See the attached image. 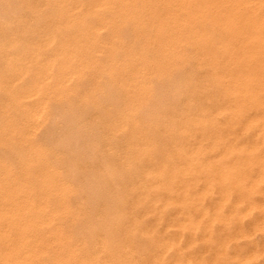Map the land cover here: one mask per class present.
Instances as JSON below:
<instances>
[{
  "label": "bare ground",
  "instance_id": "obj_1",
  "mask_svg": "<svg viewBox=\"0 0 264 264\" xmlns=\"http://www.w3.org/2000/svg\"><path fill=\"white\" fill-rule=\"evenodd\" d=\"M24 1H26V3H24V5L26 4V6H28V8L29 7L33 8V6L35 5L34 4L35 2L32 3V1H30V0H24ZM47 1L50 2L49 0H47ZM55 1H56L57 6L55 9H53V14H54L53 19L51 17V19L53 20L52 22L54 24V27L51 28L50 31H48V32L45 31V33L41 34V36H36L37 35L35 33L36 31L34 33L30 32V30L27 29L26 23L23 22L25 27H23L22 30L17 32V29H19V28H17L16 31H14V29L8 31L5 34V37H3L1 42H0V93L3 92L4 95H5V93L8 94V98H9V100L7 99L8 102L6 103L3 100L1 101V97H0V102H2L3 104L5 102V104L7 105L5 107H7L8 109H10V107H12L13 109L19 110V112L22 113V119L16 120L15 118L12 117L13 115L7 109L2 107L5 110V112L2 109L4 116H3V120L2 119H0V120L3 121V124L5 123L8 126H7V128L5 127V128H2V130H0V139H14V137H18V138L21 137L20 138L21 140L24 141L27 139L29 141L31 136H33L32 134L34 132V128L35 127L37 128L36 125H37L38 116L41 115V113L43 112V109L46 108L48 104H50L49 106L51 108L53 107L51 105V103H49V102L52 99H56V98L58 99V98L63 97V96H65V97L69 96L68 94L72 91V89L74 88V85L71 84L72 83L71 81H69L70 83H68V80L71 79V77L74 76L75 74L77 77L81 76V78H82V74L85 71L86 65L87 66L88 65H93V66L97 65L98 66V64H99V66H101V69H102L100 71H106L107 74L109 73V75L111 76L110 78L115 79L116 81H119L120 82L119 84L122 85L123 87H125V90L128 93V95L130 94V99L125 104V107H119V108L115 109V113L117 116L111 122L110 128L112 129L113 132H119V130H125V129L130 132L129 137L126 139L127 140L126 147L124 146L125 148L123 149V155H122L123 160L121 159L122 160L121 166L123 164L126 168H128V170H131L132 169L131 165L133 163H137L141 166H144V168H145L144 170H145V173L147 176V179H146L147 182H145L143 184L142 191L138 192L135 189L136 186L133 187V190L131 189L133 194H134V198H135L134 201L137 203H141L144 206L145 212L144 211L143 212L145 214L144 215L142 214L143 218H141V219H143V222L145 223L144 219H146L147 214H149V212H152L153 214H155V219L157 220V223H158V220L161 221L162 219H165L164 217H166L163 214V212H164V208L166 207L167 204L174 202V200H176V199H178V200L180 199V200H183L185 202L197 200L195 202V204L199 207V210L197 213L193 214L190 210H188L182 216L179 214L172 216L171 222L174 223L175 225L179 224V226H182L181 227L182 229L187 227V228H191V230H194L195 232H198L200 225L203 224V222H204L205 228H204V234L203 235H204V238H207L208 243L210 245L214 246L213 259L214 260L221 259V260L226 262L224 264H228V261L231 258L230 256H232L231 252L229 251V244H230L229 241H230V239H232V235L236 234L237 231L232 234L230 229H229L228 223H229V217L230 216H227V213L224 209L225 202H231V207H230L231 211H232L233 215L235 214L236 216H239V218L241 216L243 217L246 213L251 212L253 207H255V206L259 207L261 209V211H263L262 212L263 216L259 215L258 218H255L253 220V225H252L253 227L252 228H255V227L257 228L258 226H259L258 229L261 228L260 225H263L261 223H262V221H264V214H263L264 213V200H263L264 195H262L261 198L258 196L259 199L256 197L257 192H259V194H261V193L264 194V0H163L164 3L161 5L159 4L158 0L157 1L132 0L134 2V4H136L135 5L136 16L134 18H137L140 21H144L145 15H147V14L146 13L144 14L142 12L145 10H148L150 17L151 16L153 17L152 23L151 22L150 23L152 25V28L154 29V32H153V34H148V36L147 35L146 36H147V40H150V39L157 40L155 42H157V44H159L160 47H162V49H163L162 53H161L162 56H161V58H157L155 55V56H153L154 58L152 59V58L147 56L149 53L148 50H147V52H148L147 55L145 54V52H142V51H141L142 53L140 52L139 54H136L131 50V48L125 47L126 46L125 45L124 46L125 49L122 50L124 52V57H123L124 59L123 60H117V58L115 57L114 51H115V49H117L119 47L118 46L120 44V42H119V44L117 43V45L116 44L112 45V51H110L111 54L108 51V53H109L108 55L110 57L109 58L110 61L107 62L108 65H106V64L100 65V63H98V57H97L96 52L98 50L103 49L104 46L102 44V41H100L98 35L95 32L97 29H99L98 27L101 25V23H103L104 20H105L104 23H106L107 20L104 19L103 16L98 15L99 14L98 12H97L98 14H96V10L100 6H105V8L107 7L108 9L113 11V13H116V15H117V13H119L121 10H123L129 6L126 4H131V2H129V0H92V4L91 3L89 4L90 5L89 8H91L93 10V12L91 11L92 15L94 14L97 16L96 17L97 21L94 22V18H93V21L89 22L85 18V12H82V14H80V9L81 8L84 9V4H85L84 1L85 0H55ZM138 1H140V2H138ZM41 2H40V4H41ZM5 4H7V2H5ZM13 4L11 5V8H12ZM3 5H4V0H3ZM6 6H4V7H6ZM8 7H9V5L7 6V8ZM89 8L87 9V11H89ZM128 9H129V7H128ZM4 10H6V9L4 8ZM31 10L33 11V9H31ZM40 10H43V9L40 8ZM100 10H101V8H100ZM16 11H17V9H16ZM37 11H39V8L37 9ZM18 12H20V11L18 10ZM44 12H47V11H44ZM49 13H50V11H49ZM87 13H89V12H87ZM3 14H1V15H3ZM14 16H12V17H14ZM122 16L125 17L123 14H122ZM90 19H91V17H90ZM35 20L37 22V19H35ZM8 21H10V20H8ZM16 21H17V19H16ZM3 22H0V25L3 26V29L5 27L7 28V25L10 24V22H7L8 24L3 23ZM21 22H20V24H21ZM29 22H30V20H29ZM40 22H41V20H40ZM18 25H19V23L17 24V26ZM8 26L10 28V25H8ZM73 28L74 29L76 28V30L74 31ZM34 29H36V28H34ZM0 32H2V31H0ZM108 33H107V35H108ZM57 34H60V35L57 36ZM112 38H114V37H112ZM134 38H135V36H134ZM184 43L191 44V46L194 48V59H195L194 63L191 62V56L192 55L191 54L189 55L190 52L185 51V49L183 47ZM109 44H112V43H109ZM150 44L152 45V43H150ZM106 46H108V44ZM144 47H145V45L143 46V48ZM143 48H141V49H143ZM105 49H107V48H105ZM105 54H106V52H105ZM119 54H120V52H119ZM151 55H152V53H151ZM99 57H100V55H99ZM179 57L180 58L183 57L182 58L183 59L182 62H184L183 66L185 65L186 61H187V63L189 62V65L185 66L184 69H187L190 66L195 67V69H200V70L208 67L207 68L208 72L204 78V82H201V83H198L197 81L193 80L195 78V76L192 74H188V75L183 76V81H185L186 86H187L186 88H188V91H189V94L186 95L188 105L185 108V115L181 116L177 113H176V115L171 114L172 115L171 118H173V120L170 121L169 125H171V126L168 129H166V131H167L166 133L168 135L167 137H169V139H167L165 137L163 139H161L160 134L157 133L158 134L157 135L155 133L156 130L155 131L149 130L151 128L156 127V124L152 122L153 119L151 120V119L145 118L146 120H144L143 118L138 117L136 115V113L138 112V109L140 108L141 105H145V102H144L145 97L147 95H149V93H151L150 92L151 90H153V87L150 84L151 81L149 82V80L147 79V76L148 75H154V74L162 75L166 71H168L169 68L174 67V66L176 67V65H178V61H179L178 58ZM98 68L99 67H97V69ZM174 69L175 68H173V70ZM89 70H90V68H89ZM91 71H90V73H91ZM168 74L170 75V72H168ZM172 74L173 73H171V75ZM87 76L88 75H86V77ZM104 76H105V74H104ZM94 81L97 82V77L94 78ZM81 85L83 86V84H81ZM95 85H96V83H95ZM152 85H153V83H152ZM79 86H80V84H79ZM100 92H101V90H100ZM102 94H103V92H102ZM4 95H2V96H4ZM99 95H100V93H99ZM72 96H74V95H72ZM72 96H71V99H72ZM103 96H105V95H102V97ZM84 98L86 99L87 102L90 101V100L88 101V99H89L88 93L84 96ZM67 99H69V97H67ZM105 99H107V97ZM63 100H66V99H63ZM74 100H76V99H74ZM79 100H81V99L79 98ZM93 101H91V102H93ZM64 102H63V104H64ZM70 102H71V100H70ZM143 102H144V104H143ZM2 103H0V104H2ZM75 103H74V105L72 103V105L75 106ZM154 103H155V101H154ZM101 104H102V102H101ZM58 105H60V104H58ZM72 105L70 103L71 107H72ZM89 105H91V104H89ZM89 105H87V106H89ZM67 107H68V105H67ZM78 107H77V109H78ZM105 107L107 108V106H105ZM73 108L74 107H72V109ZM62 109H64V108H62ZM52 110H53V108H52ZM69 110H71V109H69ZM82 110H84V109H82ZM92 110H94V109H92ZM45 112L43 114H45ZM67 113H69V112H67ZM82 113H85V112L82 111ZM106 113H108V112H106ZM106 113H105V115H106ZM53 114H54V112H53ZM18 115H19V113H18ZM45 115L48 116L47 113ZM52 115H50V116H52ZM97 115H99V114L97 113ZM145 115H146V113H145ZM54 116H55V114L53 115V117ZM78 116H80V115H78ZM111 118H113V117H110V119ZM18 119H19V117H18ZM48 119L51 120L50 117H48ZM80 120H82V119H80ZM97 120H99V118ZM41 121H42V119H41ZM160 121H161L160 119H157V122H160ZM39 122H40V120H39ZM47 122H50V121L47 120ZM47 122H46V124H47ZM67 122H69V121H67ZM42 124H44V123H42ZM46 124H45V126L42 125L43 128L46 127ZM60 124H62V123H60ZM74 124H75V122H74ZM47 125L49 127V123ZM78 125H80V124H78ZM87 125H89V124H87ZM105 125H107V124H105ZM39 126H41V125H39ZM74 126H76V125H74ZM146 126H148V128H146ZM67 127H69V126H67ZM81 127H83V124ZM71 128H69L70 131H71ZM93 128H95V127H93ZM176 128H178V129L180 128V130H176ZM48 129H50V128H48ZM83 129H84V127H83ZM41 130H43V129H41ZM50 130H52V129H50ZM61 130H62V128H61ZM69 130H67V132ZM103 130H105V129H103ZM56 131H60V130L57 129ZM73 131H72V133H74ZM76 131H78V130H76ZM100 131H102V130H100ZM44 132H46V131H44ZM53 132H54V130H53ZM78 132H77V134H78ZM40 133H43V131L39 132V136H40ZM102 133H103V131H102ZM110 133H112V132H110ZM55 134H56V132H55ZM44 135H46V137H48L47 136L48 134H44ZM44 135H41L40 137H42V136L44 137ZM156 135L159 137H157ZM63 136H64V132H63ZM75 136H78V135H75ZM79 136H80V134H79ZM100 136H102V135H100ZM46 137H45V139H46ZM54 137L57 138V136H55V135H54ZM89 137H90V135H89ZM89 137L87 136V138H89ZM60 138L61 137H59V139ZM83 138H84V132H83ZM42 139H44V138H42ZM47 139H49V138H47ZM90 139L92 140V137ZM19 140H17V141H19ZM49 140H51V139H49ZM67 140L69 141V139H67ZM94 140H97V139H94ZM72 141H74V140H72ZM114 141H115V139H114ZM168 141L170 142L169 144H167ZM50 142H52V141H50ZM89 142H91V141H89ZM93 142H95V141L92 140V143ZM98 142H96V143H98ZM13 143H14V141H13ZM46 143H48L47 140H46ZM52 143H54V142H52ZM0 144H1V142H0ZM39 144L40 143L38 142V145H35L33 147L32 151L29 152L30 155H26L28 157L26 158L25 165H27V166L30 165L33 168V164L35 161H36L35 163H39L42 165L45 158H48V157H46L48 152H49L48 148H46L48 145H46V147H44V146L42 147ZM58 144H61V143H58ZM89 144H91V143H89ZM12 145H14V144H12ZM80 145H82V144H80ZM51 146L52 145H50V148H51ZM95 146H96V144H95ZM4 147H7V144H6V146L4 145ZM53 147H55V146L53 145ZM61 147H63V145ZM86 147H89V146L87 145ZM100 147H101V145H100ZM9 148H8V153H10ZM13 148H14L13 152H15V147H13ZM91 148H93V147H91ZM20 149L23 151V147ZM78 149H79V147H78ZM78 149H77V151H78ZM108 149H109V147L107 148V150ZM50 150H52V149H50ZM71 150L75 151L76 149L75 150L71 149ZM98 150H99V148L96 151H98ZM116 150L114 152L112 150V153H115V152L117 153ZM57 152H59V151H57ZM107 152L109 153V151H107ZM19 153H20V151H19ZM54 153L56 154V152H54ZM66 153H67V151H66ZM72 154H73V152H72ZM79 154H81V153H79ZM82 154H84V153H82ZM159 154H160V156H159ZM1 155H3V154H1ZM74 155H75V152H74ZM78 155H76V157ZM105 155H106V153H105ZM110 155H113V154H110ZM18 156H19V154H18ZM68 156H69V154H68ZM93 156H94V154H93ZM1 157H3V156H1ZM4 158H5V156H4ZM16 158L18 159V157H16ZM113 158H115V155H114V157H111V159H113ZM47 160L48 159H46V161ZM78 160H79V158H78ZM85 160H87V159H85ZM68 161H70V160H68ZM72 161H74V160H72ZM94 161H95V159H94ZM94 161L92 160V163H94V165H95ZM2 162L0 160V164H2ZM16 162H17V160H16ZM18 162H19V160H18ZM78 162H80V161H78ZM82 162H84V160ZM22 163H23V161H22ZM46 163H48V162H46ZM52 165H53V163H52ZM52 165L49 164V166H52ZM55 165H56V163H55ZM64 165H65V163H64ZM71 165L69 164L70 168L72 167ZM83 165H84V163H83ZM4 167H6V166H4ZM4 167H3V169H4ZM36 167H37V165H36ZM109 167H111V166H109ZM109 167H108V169H109ZM45 168H48V165H47V167L45 166ZM71 170H73V169H70V172H71ZM9 171H11V170H9ZM32 171H34V170H32ZM44 171H45V169H44ZM107 171H111V170H107ZM132 171H134V170H132ZM46 172L49 173V171H46ZM50 172H51V169H50ZM77 172H80L77 174H81V171H77ZM52 173H53V171H52ZM83 173L81 174L82 176H83ZM91 173H93V172L91 171ZM91 173L89 174L90 176H91ZM94 173H95V171H94ZM113 173H115V172L113 171ZM118 173H119V171H118ZM32 174H34V172ZM96 174H97V172H96ZM96 174H94V175H96ZM107 174H108V172H107ZM128 175H129V173H128ZM6 176H8V175H6ZM9 176H12V175H9ZM68 176H66V178H69ZM99 176H100V173H99ZM117 176H118V174H117ZM35 177H36V175H35ZM11 178H13V177H11ZM16 178H18V177H16ZM88 178L86 177V179H88ZM110 178L111 177H109V179ZM60 179L62 180V178H60ZM73 179L75 180V179H77V177L76 178L74 177ZM78 179H79V177H78ZM118 179L119 178L117 177V180ZM129 179H132V177ZM16 180L18 181L19 179H16ZM96 180L94 179V183ZM80 181H76V182L79 183ZM114 181L115 180H113L111 182L114 183ZM33 182H34V180H33ZM88 182H89V180H88ZM107 183H110V182H106V184ZM132 183H134V182H132ZM38 184H39V190L40 191H43V189L44 190L45 189H56V191L58 192V195L61 194L62 196H65L67 191L74 190V185H71L70 182H68V180L67 181L66 180L65 181L64 180L57 181L56 178H54V177L53 178L48 177V178L42 179V181ZM81 184H83V182ZM85 184H87V183L85 182ZM88 184H90V183H88ZM1 186L2 187H0V189H3V190H5L6 187L9 189H11V187L12 188L16 187L19 189L17 183L16 182H10V180L6 181V183L3 185L1 184ZM20 186H21V184H20ZM92 186H94V185H92ZM31 187L29 186L30 190H29V188L26 189V187H25V189H24L22 187V189H20V191H18L17 193H15V191H14L15 189H14L12 196L9 194L8 195L9 197H7V198H5L3 196L5 198V199L3 198L4 200L0 199V264H44V262L42 260L39 261L40 259L37 257V255H38L37 254V247H38V240L39 239L37 237H35V239L33 241H31L30 240V232L32 231L31 229H35V227L33 228L32 225L33 224L36 225L35 223L37 221H39V219L42 218L41 216H39L40 215L39 212L43 211L45 206L43 204V202H44L43 199H42V201H43L42 203L40 201V198L43 197L42 194L35 193L36 187H34V188H31ZM98 187H101V186H98ZM115 187H117V186H115ZM125 187H126V185H125ZM214 187L218 188V193H217L216 197L213 199L211 206L207 207L206 205H203V203H204L203 201H204L205 197L209 194V192ZM87 188H89V187H87ZM102 188L106 189V187H104V186H102ZM18 189H16V190H18ZM80 189H84V188H80ZM96 190H98L97 192H100L99 189H96ZM111 190H114V189H111ZM121 190L123 191V189H121ZM56 191L54 193H56ZM117 191H118V193H120L119 189ZM47 192H48V190H47ZM79 192L80 191H78V193ZM81 192H82V190H81ZM112 192H115V191H112ZM109 193L110 192L107 193V197L109 196L108 195ZM125 193H123V194H125ZM127 194L128 193H126V195ZM76 195H77V193H76ZM96 195H97V193H96ZM98 195L100 196V194H98ZM112 195L114 196V193ZM78 196H80V193ZM78 196H77V198H78ZM102 196H105V195L103 194ZM116 196H115V198H116ZM37 197H38V200H37ZM60 197H59V199H60ZM107 197H106V199H107ZM110 197L112 198V196H110ZM124 197H125V195H124ZM99 198H101V197H99ZM121 198L123 199V197H121ZM106 199H104V200H106ZM110 199H109V201H111ZM159 199L160 200L162 199L161 202H159ZM83 200L82 201L80 200V201L83 202ZM113 200H115V199H113ZM125 200H126V198H125ZM60 202H62V203H60V205L62 204L61 206L63 207V209H67L66 208V206H67L66 201L62 200ZM115 202H117V201H115ZM56 204H58L57 201H56ZM96 204L97 205H95V207L98 206V202ZM132 204L134 205L133 202H132ZM51 205H52V202H51ZM84 205H86V204H84ZM70 206L71 205H69V207ZM91 206H93V205H91ZM112 206H113V204H112ZM126 206L127 205H125V207ZM75 207H76V204H75ZM128 207H130V206H127L126 208L128 209ZM50 208H48V209H50ZM112 208L117 209V207H115V205ZM120 208L122 210L123 207L120 206ZM140 208H141V206H140ZM79 210H81V209H79ZM92 210H95V209L92 208ZM104 210H105V208H104ZM111 210H113V209H111ZM52 211H57V209L54 208ZM83 211H81L79 216H77V217L80 218ZM89 211H91V210H89ZM115 211H118V209ZM91 212H93V211H91ZM99 212L100 211H98L97 213H99ZM101 212L103 214V211H101ZM123 212H124V210H123ZM77 213H79V212L77 211ZM104 213H106V212H104ZM122 213H120V215ZM232 213H231V215H232ZM75 214H76V212H75ZM83 214H85V213H83ZM89 214H92V213H89ZM43 215H45L44 212H43ZM99 215H100V213H99ZM106 215H108V214H106ZM126 215H128V213ZM89 216L91 218V215H89ZM83 217H81V219ZM87 217H88V215H87ZM130 217H132V216H130ZM68 218H70V217H68ZM92 218H94V217H92ZM111 218H112V216H111ZM132 218H134V217H132ZM42 219L48 221V219H51V216L50 215L48 216L46 213V216H43ZM84 219H86V218H84ZM149 219H150V217L148 218V220ZM217 219L223 221L224 224H226V228H227L226 233L221 235V236H218V237L214 236L215 234H214V226H213ZM57 220H59V219H57ZM75 220H76V218H75ZM127 220H129V219H127ZM47 221H45V222L47 223ZM110 221L112 222V219ZM140 221H141L140 223H142V220H140ZM245 221H246V219H245ZM39 222H41V221H39ZM95 222H97V221H95ZM101 222H103V221H101ZM233 222H235V221H233ZM75 223H73V224H75ZM78 223H77V227H79ZM164 223H166V222H164ZM41 224H43V223H41ZM68 224H70V222ZM83 224H85V223H83ZM86 224H89V223H86ZM96 224L97 223H95V225ZM107 224H109V223H107ZM111 224H113V222ZM251 224L252 223H250V226H251ZM46 225H49V224H46ZM91 225H93V222ZM56 226L57 227L55 230V234L60 233L62 235V233H64V231H63L64 226L62 224H57ZM72 226H74V225H72ZM109 226H111V225H109ZM128 226H129V223H128ZM150 226H151V223H150ZM44 227H45V225H44ZM50 227H46L45 230L47 228H50ZM52 227H55V226H52ZM85 227L86 226H84V230H85ZM111 227H113V226H111ZM146 227H148V225H146ZM152 227L155 228V226H153V225H152ZM165 227H166V225H165ZM37 228H39V227H37ZM42 228H43V225H42ZM42 228H40V232H41ZM80 228L83 229L82 226ZM86 228H90V227L88 226ZM97 228H98V226H97ZM167 228H168V225H167ZM252 228H251V230H252ZM263 228H264V226H263ZM76 229H74V230H76ZM82 229H80V230H82ZM242 229L244 230V227ZM89 230H88V232H89ZM132 230L135 231V227ZM68 231H69V229H68ZM79 231L77 232V234L79 233ZM100 231H102V230H100ZM100 231L98 233H100ZM147 231H149V230H147ZM88 232H87V234H90ZM90 232L93 235V233H92L93 230ZM114 232H111V233L113 234ZM155 232H156V230H155ZM44 233H47V232H44ZM66 233L68 234V232H66ZM105 233L107 234V232H105ZM117 233H118V231H117ZM157 233H158V231H157ZM51 234H53V233H51ZM74 234H73V236H74ZM243 234H244V231H243ZM247 234L249 235V233H247ZM56 235H58V234H56ZM83 235L85 236V234H83ZM92 235H90V236H92ZM155 235H157V234H155ZM43 236H44V234H43ZM185 236H186V234H185ZM122 237H123V235H122ZM151 237H152V235H151ZM190 237H191V235H190ZM234 237H236V236H233V238ZM67 238H68V235H67ZM57 239H55V240L57 241ZM90 239H91V237H90ZM90 239H89V241H90ZM136 239H138V238H136ZM155 239H156V237L154 238L153 245L156 244ZM191 239L194 240V238H191ZM44 240H45V238H44ZM64 240H65V238H64ZM107 240H108V238H107ZM161 240H163V243H164L163 246H165L169 243L170 244L175 243L177 238L166 235V236L162 237ZM178 240H181L180 237H178ZM51 241H53V240L51 239ZM72 241H73V239H72ZM130 241H131V239H130ZM65 242H67V240H65ZM115 242H116V240H115ZM177 242L178 241H176V244H177ZM70 243H71V241H70ZM70 243H67V244L69 245ZM86 243H87V245L89 244V242H86ZM107 243L109 244L110 241H108ZM71 244L69 246H71ZM75 244H73V245H75ZM79 244H80V241H79ZM102 244H103V242H102ZM149 244H151V243L149 242ZM188 244H190V243H188ZM260 244L261 245L254 246V247L247 249L245 252L243 251V253L241 252L242 254H235V255L238 258H244L247 260L251 259V258L255 257L259 252L264 251V242L262 241V243H260ZM60 245L62 246V242ZM77 245H78V243H77ZM87 245H84V246H86V247L90 246V245L89 246H87ZM72 246H71V248H72ZM109 246H110V244H109ZM74 247L75 246H73V248ZM66 248H68V247H66ZM79 248L80 247H78L77 249H79ZM117 248H118V246H117ZM205 248H206V246H205ZM61 249H63V248H61ZM172 249H175V248H171V251H170L171 254H172ZM49 250H50V248H49ZM80 250H79V252H80ZM89 250H90V248H89ZM104 250H105V247H104ZM72 251H73V249H72ZM150 251H152V250H150ZM46 252H47V250H46ZM101 252H102V250H101ZM39 253H41V252H39ZM112 253H114V250ZM141 253H143V252H141ZM70 254H72V253H70ZM73 254H74V252H73ZM92 254H94V253L92 252ZM97 254H99V253H97ZM110 254H111V252H110ZM50 255H52V254H50ZM57 255H59V254H57ZM86 255H89L88 252H87V254H85V257H86ZM107 255L108 254H106V256ZM138 255H140V253ZM142 255H140V257ZM153 255H154V258H152V257L144 258V261H145L144 264H176L177 261H181L184 259L183 256L181 255L182 257H177L173 261H168L165 258V252H164L163 248L154 250ZM43 256L44 255H42V258H43ZM68 256H69V254H68ZM94 256H95V254H94ZM103 256H104V254H103ZM103 256H100V257H103ZM146 256H148V255L146 254ZM146 256H143V257H146ZM69 257H71V256H69ZM79 257L84 258V256L83 257L79 256ZM79 257H78V259H79ZM167 257H168V254H167ZM72 258H73V256H72ZM190 258H191V256H190ZM192 258H193V256H192ZM196 259H197L196 264H206L207 263L206 261L203 260V257H201L199 255H196ZM46 260H48V259H46ZM51 261L52 260H50V262ZM66 261H65V263H66ZM75 261H77V259H75ZM75 261L73 264H75ZM81 261H83V260H81ZM139 261H141V260L139 259ZM107 262H108V259H107ZM122 262H124V261L120 260L119 264H123ZM133 262L134 261H132V263ZM76 263H78V262H76ZM82 263L83 262H81V264ZM88 263H91V262H88ZM96 263H97V261L94 262V264H96ZM124 263L126 264V262H124Z\"/></svg>",
  "mask_w": 264,
  "mask_h": 264
},
{
  "label": "rangeland",
  "instance_id": "obj_2",
  "mask_svg": "<svg viewBox=\"0 0 264 264\" xmlns=\"http://www.w3.org/2000/svg\"><path fill=\"white\" fill-rule=\"evenodd\" d=\"M2 1V2H1ZM11 1V2H10ZM32 1V3H34L35 5L32 7H29L26 6V4L24 5V3H26V1L24 0H4V5H3V0H0V22H3V23H7V22H10V28L9 26L7 25V28L5 27L3 29V26L0 25V42L2 40L3 37H5V34L10 31V30H13L16 31L17 28V32L22 30L23 27H25V25L23 24V22L26 23V26H27V29L30 30V32H35L37 35L36 36H41V34H44L45 31L48 32L51 30V28L54 27V24H53V9L56 8V1L55 0H49L50 2H48L47 0H30ZM42 1V2H41ZM151 1H157V0H151ZM5 2H7V4H5ZM21 2V3H20ZM23 2V3H22ZM41 2V4H40ZM45 2V3H44ZM85 4H84V9H80V14H82V12H85V18L87 21L89 22H92L93 21V18H94V22L97 21V16L96 15H92L91 11L93 12V10L91 8H89V4L91 3L92 4V0H85L84 1ZM127 2V1H126ZM129 2H131V4H126V5H129V9L128 7L121 10L119 13H113V11H111L110 9H108L107 7L105 8V6H100L97 10H96V14L98 15H101L104 17V19L107 20L106 23L105 20L103 23H101V25L98 27L99 29L96 30V34L98 35L100 41H102V44H103V49L101 50H98L96 53H97V57H98V63H100V65L102 64H106L108 65L107 62L110 61V57H109V53L110 51H112V45L113 44H116L117 43L120 44L118 45L119 47L117 49H115L114 53H115V57L117 58V60H123L124 58V52L122 50L125 49V47H128V48H131V50L136 53V54H139L141 51L142 52H145V54L147 55L148 53V57L150 58H154L153 56L156 55L157 58H161V53H162V47H160L159 44H157V40L155 39H150V40H147V36L148 34H153L154 32V29L152 28V20H153V17L149 15V11L148 10H145L143 11L142 13H146L147 15H145V19L144 21H140L139 19L137 18H134L136 16L135 14V5L134 2L132 0H129ZM140 2V1H138ZM159 4H163V0H158ZM9 3V4H8ZM13 4L12 8H11V5ZM39 3V4H38ZM51 3V4H50ZM19 4V5H18ZM53 4V5H52ZM9 5V7L7 8V6ZM132 5V6H131ZM6 6V7H4ZM42 6V7H41ZM45 6V7H44ZM134 6V7H133ZM15 7V8H14ZM18 7V8H17ZM36 7V8H35ZM44 7V8H43ZM4 8L6 10H4ZM10 8V9H9ZM14 8V9H13ZM39 8V11H37V9ZM43 9V10H40ZM89 8V11H87V9ZM101 8V10H100ZM105 8V9H104ZM17 9V11H16ZM33 9V11L31 10ZM36 11H35V10ZM2 10V11H1ZM18 10L20 12H18ZM23 10V11H22ZM27 10V11H26ZM16 11V12H15ZM30 11V12H29ZM44 11H47V12H44ZM50 11V13H49ZM111 11V12H110ZM130 11V12H129ZM5 14H3V13ZM43 12V13H42ZM89 12V13H87ZM98 12V13H97ZM11 13V14H10ZM15 13V14H14ZM32 13V14H31ZM39 13V14H38ZM131 13V14H130ZM3 14V15H1ZM13 14V15H12ZM23 14V15H22ZM111 14V15H110ZM122 14L125 16L123 17ZM15 15V16H14ZM20 15V16H19ZM91 15V16H90ZM11 16V17H10ZM14 16V17H12ZM48 16V17H47ZM50 16V17H49ZM113 16V17H112ZM129 16V17H128ZM3 17V18H2ZM5 17V18H4ZM37 17V18H36ZM42 17V18H41ZM52 17V19H51ZM91 17V19H90ZM7 18V19H6ZM17 21H16V19ZM33 18V19H32ZM37 19V22L35 19ZM117 18V19H116ZM127 18V19H126ZM19 19V20H18ZM39 19V20H38ZM110 19V20H109ZM151 19V20H150ZM10 20V21H8ZM30 20V22H29ZM41 20V22H40ZM115 20V21H114ZM122 22H121V21ZM6 21V22H5ZM22 21V22H21ZM120 21V22H119ZM21 22V24H20ZM48 24H47V23ZM112 22V23H111ZM141 22V23H140ZM151 22V23H150ZM19 23V25L17 26V24ZM46 24V25H45ZM107 24V25H106ZM148 24V25H147ZM21 25V26H20ZM52 25V26H51ZM118 25V26H117ZM145 25V26H144ZM13 26V27H12ZM38 26V27H37ZM102 26V27H101ZM117 27V28H116ZM149 27V28H148ZM2 28V29H1ZM36 28V29H34ZM116 28V29H115ZM9 29V30H8ZM47 29V30H46ZM104 29V30H103ZM109 29V30H108ZM135 29V30H134ZM38 30V31H37ZM73 30L75 31L76 28ZM139 30V31H138ZM5 31V32H4ZM102 31V32H101ZM118 31V32H117ZM29 32V31H28ZM100 32V33H99ZM106 32V33H105ZM109 32V33H108ZM128 32V33H127ZM135 32V33H134ZM108 33V35H107ZM111 33V34H110ZM134 33V34H133ZM144 34V35H143ZM60 34H57V36H59ZM118 35V36H117ZM147 35V36H146ZM135 36V38H134ZM146 36V37H145ZM104 37V38H103ZM114 37V38H112ZM121 38V39H120ZM131 38V39H130ZM134 39V40H133ZM112 40V41H111ZM141 40V41H140ZM110 41V42H109ZM129 41V42H128ZM132 41V42H131ZM139 41V42H138ZM114 42V43H113ZM116 42V43H115ZM131 42V43H130ZM152 43V45L150 43ZM105 43V44H104ZM109 43H112V44H109ZM149 43V44H148ZM108 44V46H106ZM141 44V45H140ZM147 44V45H146ZM126 45V46H125ZM133 45V46H132ZM145 45V47L143 48V46ZM187 45V46H186ZM125 46V47H124ZM135 49H134V48ZM151 47V48H150ZM183 47L185 49L186 52H190L189 55L191 54V62H195V59H194V48L191 46V44H187V43H184L183 44ZM107 48V49H105ZM143 48V49H141ZM149 48V49H148ZM153 48V49H152ZM177 48V47H176ZM193 48V49H192ZM134 49V50H133ZM138 49V50H137ZM137 50V51H136ZM148 50V52H147ZM192 50V51H191ZM106 54H105V52ZM109 51V53H108ZM117 52V53H116ZM120 52V54H119ZM141 52V53H142ZM152 53V55H151ZM100 57H99V55ZM104 54V55H103ZM111 54V53H110ZM118 56H117V55ZM122 54V55H121ZM102 55V56H101ZM103 57V58H102ZM102 60H100V59ZM120 58V59H119ZM183 58V57H182ZM182 58H178V65H176V67H171L169 68L168 71H166L164 74L162 75H157V74H154V75H148L147 76V79L149 80L151 86L153 87V90H151L149 93V95H147L145 97V105H141L140 108L138 109V112L136 113V115L138 117H141L143 118L144 120L146 119H153L152 122L156 124V127L155 128H151L149 129L150 131H155V133L157 134H160V137L161 139H163L164 137L169 139V137H167V131L166 129H168L171 125L170 124V121L173 120L172 115L176 113L181 115V116H184L185 115V108L187 107L188 105V102H187V94H189V91H188V88H186V83L185 81H183V76L185 75H188V74H192L195 76V78L193 80L197 81L198 83H201V82H204V78L208 72V67L207 68H203V69H195V67H188L187 69H184L185 66H188L189 65V62L187 63V61L185 62V65L183 66V59ZM106 59V60H105ZM105 60V61H104ZM194 60V61H193ZM182 63H181V62ZM187 64V65H186ZM183 66V67H182ZM90 70H89V68ZM97 67H99L97 69ZM192 67V68H191ZM173 68H175L173 70ZM88 69V70H87ZM97 69V70H96ZM92 70V71H91ZM102 70L101 69V66H93V65H86L85 66V71L84 73L82 74V78L81 76L77 77L76 74L74 76L71 77V79L68 80V83H70L69 81H71L72 85H74V90L72 89V91L68 94L69 96V99H67V97L63 96V97H60V98H56V99H52L49 103H51V105L53 106V110L52 108L49 106L50 104L47 105L46 108L43 109V112L41 113L40 116H38L37 118V128L35 129L34 128V132H33V136H31L30 140L28 141L27 139L26 140H21L20 138L21 137H14V139H0V142H1V146H0V160L2 162V164H0V187L1 184H5L6 181H9L10 182H16L19 189L18 188H12L9 189L6 187L5 190L3 189H0V199H3L4 197L7 198L9 197L8 195L10 194L12 196V193L15 191V193H17L18 191H20V189H22V187L25 189H28L29 186L32 187L31 188H34L36 187V192L37 194H42V198H40V201L41 203L43 202L44 204V209L43 211H40L39 212V216H41L43 218V216H46V213L47 215L51 216V219H48L47 220H43L42 218L39 219V221H37L35 224L36 225H32L33 228L35 227V229H31L30 231V240L33 241L35 239V237H37L39 240H38V247H37V257L40 259L39 261H43L44 264H73L75 259H77V261H75V264H81V262H83L82 264H94V262L97 261L96 264H119V261L120 260H123L124 262H126V264H144L145 261H144V258H149V257H152L154 258V255H153V252L154 250L156 249H161L163 248L164 249V252H165V258L168 260V261H173L175 260V258L177 257H182L183 256V260L181 261H177L176 264H196L197 263V259H196V255H199L201 257H203V260L206 261L207 263L206 264H224L226 263L225 261L221 260V259H218V260H214L213 259V254H214V246L213 245H210L207 241V238H204V228H205V223L203 222V224L200 225L199 227V230L198 232H195L194 230H191V228H181L182 226H179V224H174L171 222V218L172 216L174 215H184L185 212H187L188 210H190L193 214L197 213L198 210H199V207L195 204V202L197 200H194V201H190V202H185L183 200H174V202L172 203H169L166 205V207L164 208V212L163 214L168 218L164 217L165 219H162L161 221L158 220V223H157V220L155 219V214H153L152 212H149V214H147L146 216V219H144L145 223L143 222V216L142 214L144 215L145 213V210H144V206L141 204V203H137L134 201V194L132 192L133 190V187H135V189L138 191V192H141L142 191V188H143V184L145 182H147V176H146V173H145V168L144 166H141L137 163H133L131 166V170H128V168H126L123 164L121 166V161L123 160V149L126 147V142H127V138L129 137L130 135V132L128 130H119V132H113L112 129L110 128V124L111 122L116 118V113H115V109L116 108H119V107H125V104L127 103V101H129L130 99V94L128 95V93L126 92L125 90V87H123L122 85H120L119 81H116L115 79H112L110 78L111 76L109 75V73L107 74L106 71H100ZM88 71V72H87ZM91 71V73H90ZM197 71V72H196ZM101 72V73H100ZM104 72V73H103ZM168 72H170V75L168 74ZM179 72V73H178ZM188 72V73H187ZM86 73V74H85ZM171 73H173L171 75ZM185 73V74H184ZM199 73V74H198ZM105 74V76H104ZM86 75H88L86 77ZM169 75V76H168ZM101 78H100V77ZM159 76V77H158ZM97 77V82L94 81V78ZM182 77V78H181ZM99 78V79H98ZM107 78V79H106ZM110 78V79H109ZM174 78V79H173ZM103 79V80H102ZM105 79V80H104ZM76 80V81H75ZM84 80V81H83ZM92 80V81H91ZM199 80V81H198ZM83 82V83H82ZM96 83V85H95ZM99 83V84H98ZM110 83V84H109ZM153 83V85H152ZM159 83V84H158ZM80 84V86H79ZM83 84V86L81 85ZM91 84V85H90ZM102 86H101V85ZM115 86H114V85ZM158 85V86H157ZM76 86V87H75ZM90 88H89V87ZM97 86V87H96ZM111 86V87H110ZM157 86V87H156ZM100 87V88H99ZM104 87V88H103ZM77 88V89H76ZM92 88V89H91ZM95 88V89H94ZM109 88V89H108ZM89 89V90H88ZM98 89V90H97ZM170 89V90H169ZM101 90V92H100ZM103 90V91H102ZM106 90V91H105ZM177 90V91H176ZM75 92V93H74ZM91 92V93H90ZM94 92V93H93ZM100 95H99V93ZM103 92V94H102ZM88 93V101H86V99L84 98V96ZM156 93V94H155ZM181 93V94H180ZM80 94V95H79ZM155 94V95H154ZM4 95L3 92L0 93V97H1V101H5L6 103L8 102L9 98H8V94L5 93V97L2 96ZM74 95V96H72ZM78 95V96H77ZM82 95V96H81ZM91 95V96H90ZM102 95H105L102 97ZM127 97H126V96ZM157 95V96H156ZM71 96H72V99H71ZM111 96V97H110ZM4 97V98H3ZM65 97V98H64ZM81 100H79V98ZM107 97V99H105ZM114 97V98H113ZM124 97V98H123ZM158 97V98H157ZM172 98V99H171ZM8 99V100H7ZM63 99H66V100H63ZM76 99V100H74ZM83 99V100H82ZM104 99V100H103ZM111 99V100H110ZM157 99V100H156ZM7 100V101H6ZM54 100V101H53ZM57 100V101H56ZM71 100V102H70ZM95 102H94V101ZM102 100V101H101ZM160 100V101H159ZM177 100V101H176ZM65 101V102H64ZM77 101V102H76ZM86 101V102H85ZM93 101V102H91ZM102 104H101V102ZM155 101V103H154ZM180 101V102H179ZM2 103L0 104V119L3 120V111L5 112V109H7L13 116V118H15L16 120H20L22 119V113L19 112V110H15L13 109L12 107H10V109H8L6 104ZM53 102V103H52ZM64 102V104H63ZM77 104H76V103ZM105 102V103H104ZM143 102V104H144ZM70 103L72 105H74L75 103V106L72 105V107H76L74 110L72 109V107L70 106ZM80 103V104H79ZM83 103V104H82ZM105 105H104V104ZM57 104V105H56ZM60 104V105H58ZM91 104V105H89ZM101 104V105H100ZM62 105V106H61ZM65 105V106H64ZM68 105V107H67ZM79 107H78V106ZM89 105V106H87ZM97 105V106H96ZM110 105V106H109ZM152 105V106H151ZM175 105V106H174ZM186 105V106H185ZM86 106V107H85ZM107 106V108L105 107ZM3 107V108H2ZM71 107V108H70ZM78 107V109H77ZM81 107V108H80ZM84 107V108H83ZM93 107V108H92ZM144 107V108H143ZM155 107V108H154ZM64 108V109H62ZM80 108V109H79ZM102 108V109H101ZM143 108V109H142ZM180 108V109H179ZM182 108V109H181ZM3 109V111H2ZM47 109V110H46ZM50 109V110H49ZM56 109V110H55ZM61 109V110H60ZM71 109V110H69ZM82 109H86L85 111L82 110ZM94 109V110H92ZM114 109V110H113ZM169 109V110H168ZM58 110V111H57ZM64 110V111H63ZM77 110V111H76ZM79 110V111H78ZM85 112V113H82V111ZM92 110V111H91ZM112 110V111H111ZM46 111V112H45ZM50 111V112H49ZM62 111V112H61ZM114 111V112H113ZM45 112V114L47 113V115L43 114ZM53 112L55 114V118L53 117ZM65 112V113H64ZM69 112V113H67ZM71 112V113H70ZM77 112V113H76ZM80 112V113H79ZM94 112V113H93ZM108 112V113H106ZM110 112V113H109ZM19 113V115H18ZM59 113V114H58ZM82 113V114H81ZM90 113V114H89ZM97 113L99 115H97ZM106 113V115H105ZM146 113V115H145ZM181 113V114H180ZM15 114V115H14ZM21 114V115H20ZM53 114V115H52ZM68 114V115H67ZM72 114V115H71ZM172 114V115H171ZM52 115V116H50ZM80 115V116H78ZM87 115V116H86ZM90 115V116H89ZM111 115V116H110ZM60 116V117H59ZM62 116V117H61ZM64 116V117H63ZM72 116V117H71ZM77 116V117H76ZM92 116V117H91ZM99 116V117H98ZM19 117V119H18ZM48 117H50L51 120L48 119ZM58 117V118H57ZM81 117V118H80ZM103 117V118H102ZM107 119H106V118ZM110 117H113L110 119ZM152 117V118H151ZM165 117V118H164ZM54 118V119H53ZM79 118V119H78ZM99 118V120H97ZM146 118V119H145ZM14 119V120H15ZM42 119V121H41ZM45 121H44V120ZM53 119V120H52ZM82 119V120H80ZM105 119V120H104ZM157 119H160L161 121L160 122H157ZM40 120V122H39ZM50 121V122H47ZM60 120V121H59ZM75 120V121H74ZM77 120V121H76ZM80 120V121H79ZM58 121V122H57ZM69 121V122H67ZM75 124H74V122ZM99 121V122H98ZM102 121V122H101ZM49 123V127L48 125L46 124ZM71 122V123H70ZM81 122V123H80ZM44 123V124H42ZM62 123V124H60ZM70 123V124H69ZM104 123V124H103ZM46 124V127L43 128V126H45ZM80 124V125H78ZM83 124V127H81ZM89 124V125H87ZM107 124V125H105ZM163 124V125H162ZM39 125H43L42 127L39 126ZM58 125V126H57ZM61 125V126H60ZM76 125V126H74ZM86 125V126H85ZM103 125V126H102ZM8 125H6L5 123L3 124V121L0 120V130H2V128H7ZM53 126V127H52ZM64 126V127H63ZM69 126V127H67ZM88 126V127H87ZM90 126V127H89ZM161 126V127H160ZM52 127V128H51ZM56 127V128H55ZM67 127V128H66ZM73 129H72V128ZM81 127V128H80ZM95 127V128H93ZM160 127V128H159ZM163 127V128H162ZM52 130H50V129ZM54 128V129H53ZM62 128V130H61ZM69 128H71V131L69 130ZM80 128V129H79ZM146 128H148V126H146ZM163 130H162V129ZM39 131H38V130ZM43 129V130H41ZM60 130V131H56V130ZM65 129V130H64ZM88 131H87V130ZM105 129V130H103ZM129 129V128H128ZM54 130V132H53ZM67 130H69L67 132ZM74 130V131H73ZM78 130V131H76ZM90 130V131H89ZM92 130V131H91ZM94 130V131H93ZM102 130V131H100ZM148 130V131H149ZM165 130V131H164ZM176 130H180V128H176ZM43 131L44 134H48L46 137V135H44L43 133H40V136L41 135H44V137H40L39 136V132ZM44 131H48L47 133L44 132ZM72 131L74 133H72ZM81 131V132H80ZM101 133H100V132ZM36 132V133H35ZM56 132V134H55ZM62 132V133H61ZM63 132H64V136H63ZM78 132V134H77ZM83 132H84V138H83ZM88 134H87V133ZM112 132V133H110ZM86 133V134H85ZM154 133V132H153ZM164 133V134H163ZM58 134V135H57ZM61 134V135H60ZM67 134V135H66ZM72 134V135H71ZM74 134V135H73ZM80 134V136H79ZM82 134V135H81ZM98 134V135H97ZM109 134V135H108ZM157 134V135H158ZM166 134V135H165ZM51 135V136H50ZM57 136L56 137H54ZM69 135V136H68ZM75 135H78V136H75ZM90 135V137H89ZM96 135V136H95ZM102 135V136H100ZM156 135V136H157ZM16 136V135H15ZM36 136V137H35ZM67 136V137H66ZM87 136L89 138H87ZM46 137V139H45ZM59 137H61L59 139ZM63 137V138H62ZM71 137V138H70ZM78 137V138H77ZM80 137V138H79ZM92 137V140L95 141L92 143V140L90 139ZM95 137V138H94ZM98 137V138H97ZM100 137V138H99ZM108 137V138H107ZM113 137V138H112ZM159 137V136H157ZM16 138V139H15ZM44 138V139H42ZM51 140H49V139ZM74 138V139H73ZM97 139V140H94V139ZM120 138V139H119ZM20 139V140H19ZM53 139V140H52ZM65 141H64V140ZM69 139V141L67 140ZM77 139V140H76ZM82 139V140H81ZM99 139V140H98ZM115 139V141H114ZM166 139V140H167ZM12 140V141H11ZM19 140V141H16ZM40 140V141H39ZM45 140V141H44ZM46 140L48 143H46ZM49 140V141H48ZM74 140V141H72ZM14 141V143H13ZM54 143H52V142ZM56 141V142H55ZM72 141V142H71ZM78 141V142H77ZM81 141V142H80ZM91 141V142H89ZM99 141V142H98ZM110 141V142H109ZM38 142L40 143L39 145L40 146H44L46 147V145H48L46 148H48L49 152L47 154L46 157L48 158H45V160L43 161V164H39V163H35L33 164V168L32 166H27L25 165V162H26V158L28 156L26 155H30V151H32L33 147L35 145H38ZM44 142V143H43ZM88 142V143H87ZM98 142V143H96ZM125 144H124V143ZM11 143V144H10ZM26 143V144H25ZM29 143V144H28ZM34 143V144H33ZM58 143H61V144H58ZM82 145H80V144ZM91 143V144H89ZM96 146H95V144ZM170 142L168 141L167 144H169ZM7 144V147H4V145L6 146ZM9 144V145H8ZM14 144V145H12ZM17 144V145H16ZM23 144V145H22ZM76 144V145H75ZM89 147H86L87 145ZM21 145V146H20ZM50 145L51 148H50ZM53 145L55 147H53ZM63 145V147H61ZM66 145V146H65ZM78 145V146H77ZM85 147H84V146ZM99 145V146H98ZM101 145V147H100ZM3 146V147H2ZM18 146V147H17ZM20 146V147H19ZM31 146V147H30ZM59 146V147H58ZM65 146V147H64ZM107 146V147H106ZM114 146V147H113ZM125 146V147H124ZM10 147V148H9ZM15 147V152H13L14 148ZM23 147V151L20 149ZM30 149H28V148ZM67 147V148H66ZM81 150H79L78 149ZM93 147V148H91ZM109 147V149L107 150V148ZM8 148H9V152L8 153ZM12 148V149H11ZM25 148V149H24ZM66 148V149H65ZM70 148V149H69ZM99 148V150L101 151H96L97 149ZM101 148V149H100ZM12 151H11V150ZM20 153H19V151ZM28 149V150H27ZM52 149V150H50ZM60 149V150H59ZM71 149H76L75 151L71 150ZM78 149V151H77ZM84 149V150H83ZM111 149V150H110ZM117 149V150H116ZM86 150V151H85ZM103 150V151H102ZM112 150L113 152L116 150L117 153H112ZM26 151V152H25ZM59 151V152H57ZM64 151V152H63ZM67 151V153H66ZM69 151V152H68ZM84 151V152H83ZM109 151V153L107 152ZM111 151V152H110ZM12 152V153H11ZM56 152V154L54 153ZM63 152V153H62ZM73 152V154H72ZM74 152H75V155H74ZM95 152V153H94ZM24 153V154H23ZM65 153V154H64ZM81 153V154H79ZM84 153V154H82ZM88 153V154H87ZM99 153V154H98ZM106 153V155H105ZM119 153V154H118ZM3 154V155H1ZM11 154V155H10ZM16 154V155H15ZM19 154V156H18ZM59 154V155H58ZM69 154V156H68ZM79 154V155H78ZM94 154V156H93ZM110 154H113V155H110ZM73 155V156H72ZM76 155H78L76 157ZM84 155V156H83ZM87 155V156H86ZM97 155V156H96ZM115 155V158L111 159V157H114ZM3 156V157H1ZM5 156V158H4ZM22 156V157H21ZM80 156V157H79ZM83 156V157H82ZM91 156V157H90ZM120 156V157H119ZM160 156V154H159ZM10 157V158H9ZM18 157V159L16 158ZM34 157V156H33ZM57 157V158H56ZM73 157V158H72ZM108 157V158H107ZM10 160H9V159ZM21 158V159H20ZM67 158V159H66ZM72 158V159H71ZM79 158V160H78ZM83 158V159H82ZM92 158V159H91ZM46 159H48L46 161ZM50 159V160H49ZM59 159V160H58ZM87 159V160H85ZM95 159V161H94ZM98 159V160H97ZM122 159V160H121ZM6 160V161H5ZM14 162H13V161ZM17 160V162H16ZM19 160V162H18ZM25 160V161H24ZM53 160V161H52ZM62 160V161H61ZM65 160V161H64ZM70 160V161H68ZM74 160V161H72ZM84 160V162H82ZM92 160L95 162V165L94 163H92ZM21 161V162H20ZM23 161V163H22ZM51 161V162H50ZM59 161V162H58ZM72 161V162H71ZM80 161V162H78ZM114 161V162H113ZM48 162V163H46ZM77 162V163H76ZM87 162V163H86ZM99 162V163H98ZM12 163V164H11ZM53 163V165H52ZM56 163V165H55ZM67 166H65L64 165ZM67 163V164H66ZM82 165H81V164ZM84 163V165H83ZM113 163V164H112ZM120 163V164H119ZM52 165V166H49ZM60 164V165H59ZM69 164L72 166L70 168ZM102 164V165H101ZM112 164V165H111ZM10 165V166H9ZM37 165V167H36ZM48 165V168H45V166L47 167ZM91 165V166H90ZM108 165V166H107ZM6 166V167H4ZM12 166V167H11ZM17 166V167H16ZM43 166V167H42ZM83 166V167H82ZM96 166V167H95ZM104 166V167H103ZM111 166V167H109ZM134 166V167H133ZM4 167V169H3ZM14 167V168H13ZM28 167V168H27ZM55 169H54V168ZM77 169H76V168ZM88 167V168H87ZM90 167V168H89ZM109 167V169H108ZM31 168V169H30ZM35 168V169H34ZM73 169L71 170L70 172V169ZM84 168V169H83ZM94 168V169H93ZM96 168V169H95ZM106 168V169H105ZM112 168V169H111ZM11 171H9V170ZM13 169V170H12ZM45 169V171H44ZM50 169H51V172H50ZM76 171H75V170ZM92 169V170H91ZM17 170V171H16ZM26 170V171H25ZM29 170V171H28ZM34 170V171H32ZM39 170V171H38ZM89 170V171H88ZM95 173H94V171ZM107 170H111V171H107ZM117 170V171H116ZM134 170V171H132ZM142 170V171H141ZM37 171V172H36ZM46 171H49L46 172ZM53 171V173H52ZM77 171H81V174L83 173V176L81 174H77V173H80V172H77ZM83 171V172H82ZM87 171V172H86ZM91 171L96 174L97 172V176L94 175L93 173H91ZM113 171L115 173H113ZM119 171V173H118ZM34 172V174H32ZM36 172V173H35ZM44 172V173H43ZM66 172V173H65ZM70 172V173H69ZM76 172V173H75ZM91 173V176L89 175ZM108 172V174H107ZM122 172V173H121ZM131 172V173H130ZM144 172V173H143ZM31 173V174H30ZM38 173V174H37ZM43 173V174H42ZM74 173V174H73ZM89 173V174H88ZM99 173H100V176H99ZM113 173V174H112ZM129 173V175H128ZM134 173V174H133ZM41 174V175H40ZM49 174V175H48ZM53 174V175H52ZM112 174V175H111ZM115 174V175H114ZM118 174V176H117ZM124 174V175H123ZM8 175V176H6ZM9 175H12V176H9ZM32 177H31V176ZM36 175V177H35ZM39 177H38V176ZM45 175V176H44ZM52 175V176H51ZM69 175V176H68ZM74 175V176H73ZM95 177H94V176ZM104 175V176H103ZM123 175V176H122ZM132 175V176H131ZM136 175V176H135ZM142 175V176H141ZM66 176H68L69 178H66ZM72 176V177H71ZM125 176V177H124ZM6 179H4V178ZM13 177V178H11ZM15 177V178H14ZM18 177V178H16ZM38 177V178H37ZM56 178L57 181H62V180H68V182H70L71 185H74V190H69L66 192L65 196H62L61 194L58 195V192L56 191V189H43V191H40L39 190V184L42 179H45V178ZM65 177V178H64ZM71 177V178H70ZM76 178L77 179H73V178ZM79 177V179H78ZM81 177V178H80ZM86 177L88 179H86ZM102 177V178H101ZM109 177H111L109 179ZM117 177L120 179L117 180ZM132 179H129L131 178ZM32 178V179H31ZM41 178V179H40ZM59 178V179H58ZM62 178V180L60 179ZM92 178V179H91ZM101 178V179H100ZM12 179V180H11ZM16 179H19L18 181ZM25 179V180H24ZM30 179V180H29ZM70 179V180H69ZM82 179V180H81ZM94 179L96 180L95 183H94ZM108 179V180H107ZM5 182H4V181ZM16 180V181H15ZM24 180V181H23ZM34 180V182H33ZM75 182H74V181ZM81 180V181H80ZM84 180V181H83ZM86 180V181H85ZM89 180V182H88ZM114 181L111 182V181ZM37 181V182H36ZM76 181H80L79 183L76 182ZM92 181V182H91ZM117 181V182H116ZM4 182V183H3ZM25 182V183H24ZM83 182V184H81ZM85 182L87 184H85ZM106 182H110V183H107ZM116 182V183H115ZM134 182V183H132ZM23 183V184H22ZM90 183V184H88ZM92 183V184H91ZM122 183V184H121ZM21 184V186H20ZM76 184V185H75ZM97 184V185H96ZM99 184V185H98ZM111 184V185H110ZM118 184V185H117ZM126 187H125V185ZM132 184V185H131ZM139 184V185H138ZM24 185V186H23ZM80 185V186H79ZM87 185V186H86ZM94 185V186H92ZM107 185V186H106ZM113 185V186H112ZM124 185V186H123ZM76 186V187H75ZM91 186V187H90ZM98 186H101V187H98ZM102 186L106 187L105 188H102ZM117 186V187H115ZM122 186V187H121ZM47 187V186H46ZM89 187V188H87ZM96 189H99L100 192H97L98 190ZM5 188V187H4ZM80 188H84V189H80ZM87 188V189H86ZM126 188V189H125ZM15 189V190H14ZM18 189V190H16ZM110 189V190H109ZM111 189H114V190H111ZM119 189V192L118 193V190ZM123 189V191L121 190ZM132 189V190H131ZM217 189V190H216ZM2 190V191H1ZM14 190V191H13ZM30 190V188H29ZM48 190V192H47ZM77 190V191H76ZM82 190V192H81ZM96 190V191H95ZM103 190V191H102ZM108 190V191H107ZM5 191V192H4ZM53 191V192H52ZM56 191V193H54ZM78 191H80V196ZM86 191V192H85ZM89 191V192H88ZM93 193H92V192ZM112 191H115V192H112ZM213 191V192H212ZM70 194H69V193ZM91 192V193H90ZM102 192V193H101ZM110 192L107 197V193ZM128 193L126 195V193ZM131 192V193H130ZM68 193V194H67ZM77 193V195H76ZM83 193V194H82ZM85 193V194H84ZM97 193V195H96ZM114 193V196L112 195ZM125 193V194H123ZM218 193V188L214 187L210 192L209 194L205 197L204 199V203L203 205H206L207 207L208 206H211L212 202H213V199L216 197ZM5 194V195H4ZM47 194V195H46ZM73 194V195H72ZM88 194V195H87ZM100 194V196L98 195ZM104 194L105 196H102ZM120 194V195H119ZM70 195V196H69ZM76 195V196H75ZM82 195V196H81ZM91 195V196H90ZM117 195V196H116ZM125 195V197H124ZM262 195H264L263 193L259 194V192L256 193V197L259 199V197L261 198ZM4 196V197H3ZM57 198H56V197ZM61 196V197H60ZM69 196V197H68ZM73 196V197H72ZM78 196V198H77ZM94 196V197H93ZM112 196V198L110 197ZM116 196V198H115ZM259 196V197H258ZM60 197V199H59ZM72 197V198H71ZM76 197V198H75ZM89 197V198H88ZM101 197V198H99ZM107 197V199H106ZM111 199H110V198ZM114 197V198H113ZM119 197V198H118ZM123 197V199L121 198ZM4 198V199H5ZM70 198V199H69ZM75 198V199H74ZM81 198V199H80ZM91 198V199H90ZM126 198V200H125ZM3 199V200H4ZM43 199V201H42ZM51 199V200H50ZM79 199V200H78ZM84 199V200H83ZM90 199V200H89ZM95 199V200H94ZM106 199V200H104ZM109 199L111 201H109ZM115 199V200H113ZM122 199V200H121ZM37 200H38V197H37ZM50 200V201H49ZM66 201V208L67 209H63V207L60 205V201ZM73 200V201H72ZM78 200V201H77ZM83 200V202L81 201ZM125 200V201H124ZM131 200V201H130ZM162 200V199H161ZM161 200L159 199V202H161ZM178 200V201H177ZM262 200V199H261ZM263 200H264V197H263ZM262 200V201H263ZM56 201L57 203L59 204H56ZM80 201V202H79ZM90 203H88V202ZM95 201V202H94ZM108 201V202H107ZM117 201V202H115ZM124 201V202H123ZM51 202H52V205H51ZM77 202V203H76ZM92 202V203H91ZM98 202V206L95 207V205H97L96 203ZM101 202V203H100ZM122 202V203H121ZM132 202L134 203V205L132 204ZM210 202V203H209ZM86 205H84V204ZM95 203V204H94ZM121 203V204H120ZM131 203V204H130ZM75 204H76V207H75ZM82 204V205H81ZM89 204V205H88ZM103 204V205H102ZM106 204V205H105ZM113 204V206H112ZM139 204V205H138ZM52 207H51V206ZM69 205H71L69 207ZM74 205V206H73ZM93 205V206H91ZM117 207L118 211H115L117 210L116 208H112V207ZM125 205L127 206H130L128 207V209L125 207ZM177 205V206H176ZM56 206V207H55ZM83 206V207H82ZM86 206V207H85ZM100 206V207H99ZM110 206V207H109ZM121 207L122 210H121ZM141 206V208H140ZM176 206V207H175ZM47 207V208H46ZM51 207V208H50ZM60 207V208H59ZM74 207V208H73ZM85 207V208H84ZM90 207V208H89ZM99 207V208H98ZM231 202H225L224 204V209L227 213V216H230L229 217V223H228V226H229V229L231 231V233H235L237 231V235L236 234H233L232 235V239H230L229 241V251L231 252L232 256H230L229 258V261H228V264H264V251H261L259 252L255 257L251 258V259H244V258H238L236 257L235 254H242L243 251L245 252L247 249L251 248V247H254V246H258V245H261L260 243H262V241L264 242V221H262L261 224L263 225H260L261 228L258 229V227L256 228H252L253 226V220L255 218H258L259 215L260 216H263L262 215V212L261 209L259 207H253V209L251 210V212H248L246 213L243 217L241 216L239 218V216H236L235 214L233 215L232 211H231ZM50 208V209H48ZM54 208L57 209V211H52ZM72 208V209H71ZM87 208V209H86ZM95 209V210H92ZM105 208V210H104ZM131 208V209H130ZM136 208V209H135ZM60 209V210H59ZM69 209V210H68ZM77 209V210H76ZM81 209V210H79ZM113 209V210H111ZM115 209V210H114ZM121 211H120V210ZM142 209V210H141ZM49 210V211H48ZM63 210V211H62ZM74 212H73V211ZM85 212H84V211ZM95 211L94 213L91 212V211ZM109 210V211H108ZM111 210V211H110ZM124 210V212H123ZM129 210V211H128ZM174 210V211H173ZM77 211L79 213H77ZM82 212L80 218L77 217L79 216L80 212ZM98 211H100V215L99 213H97ZM103 211V214L102 212ZM144 211V212H143ZM176 211V212H175ZM43 212L45 215H43ZM63 212V213H62ZM76 212V214H75ZM106 212V213H104ZM109 212V213H108ZM114 212V213H113ZM117 212V213H116ZM123 212V213H122ZM131 212V213H130ZM232 215H231V213ZM85 213V214H83ZM89 213H92V214H89ZM111 213V214H110ZM120 213H122L120 215ZM128 213V215L126 214ZM172 213V214H171ZM68 214V215H67ZM88 217H87V215ZM108 214V215H106ZM125 214V215H124ZM230 214V215H229ZM264 214V213H263ZM61 215V216H60ZM86 215V216H85ZM91 215V218L90 216ZM95 215V216H94ZM99 217H97V216ZM115 215V216H114ZM123 215V216H122ZM150 215V216H149ZM57 218H56V217ZM64 216V217H63ZM84 216V217H83ZM112 216V218H111ZM118 216V217H117ZM134 218H132V217ZM70 217V218H68ZM81 217H83L81 219ZM94 217V218H92ZM106 219H105V218ZM124 217V218H123ZM150 217V219L148 220V218ZM56 218V219H55ZM73 218V219H72ZM76 218V220H75ZM86 218V219H84ZM103 218V219H102ZM115 218V219H114ZM129 220H127V219ZM59 219V220H57ZM69 219V220H68ZM80 219V220H79ZM89 219V220H88ZM92 219V220H91ZM101 219V220H100ZM109 219V220H108ZM112 219V222L113 224H111L112 222L110 221ZM138 219V220H137ZM246 219V221H245ZM57 220V221H56ZM70 224H68L69 222ZM117 220V221H116ZM142 220V223H140ZM240 220V221H239ZM251 220V221H250ZM47 221V223L45 222ZM82 221V222H81ZM88 221V222H87ZM97 221V222H95ZM103 221V222H101ZM107 221V222H106ZM120 221V222H119ZM235 221V222H233ZM54 222V223H53ZM59 222V223H58ZM72 222V223H71ZM76 222V223H75ZM79 222V223H78ZM93 222V225H91ZM111 222V223H110ZM161 222V223H160ZM166 222V223H164ZM170 222V223H169ZM248 222V223H247ZM43 223V224H41ZM54 225H53V224ZM65 223V224H64ZM75 223V224H73ZM77 223L79 225V227H77ZM85 223V224H83ZM86 223H91L90 225L89 224H86ZM95 223H97L95 225ZM109 223V224H107ZM128 223H129V226H128ZM150 223H151V226H150ZM250 223L251 226H250ZM46 224H49V225H46ZM51 224V225H50ZM57 224H62L64 226V233H62V235L60 233H56L58 235L55 234V230H56V225ZM68 224V225H67ZM83 224V225H82ZM141 224V225H140ZM172 224V225H171ZM230 224V225H229ZM246 224V225H245ZM248 224V225H247ZM38 225V226H37ZM41 225V226H40ZM42 225H43V228H42ZM45 225V227H44ZM74 225V226H72ZM113 227H111V226ZM117 225V226H116ZM127 225V226H126ZM146 225H148V227H146ZM155 226L154 227H152ZM166 225V227H165ZM167 225H168V228H167ZM170 225V226H169ZM175 225V226H174ZM51 226V227H50ZM52 226H55V227H52ZM72 226V227H71ZM83 227L80 228V227ZM84 226L86 227H90L92 230H93V235L91 234L90 231H92L90 228H86L85 227V230H84ZM98 226V228H97ZM100 226V227H99ZM105 226V227H104ZM214 236L218 237V236H221L223 234L226 233V224H224L223 221L217 219L216 222L214 223ZM246 226V227H245ZM39 227V228H37ZM46 227H50V228H47L45 230ZM71 227V228H70ZM75 227V228H74ZM104 227V228H103ZM135 227V231L132 230L134 229ZM141 227V228H140ZM244 227V230L242 229ZM250 227V228H249ZM40 228L41 229V232H40ZM66 228V229H65ZM77 228V229H76ZM100 228V229H99ZM110 228V229H109ZM114 228V229H113ZM139 228V229H138ZM160 228V229H159ZM167 228V229H166ZM180 228V229H179ZM239 228V229H238ZM249 228V229H248ZM252 228V230H251ZM44 229V230H43ZM54 231H53V230ZM69 229V231H68ZM76 229V230H74ZM82 229V230H79ZM90 229V230H89ZM109 229V230H108ZM112 229V230H111ZM154 229V230H153ZM159 229V230H158ZM258 229V230H257ZM35 230V231H34ZM38 230V231H37ZM43 230V231H42ZM52 230V231H51ZM73 230V231H72ZM87 230V231H86ZM89 230V232H88ZM102 230V231H100ZM143 230V231H142ZM149 230V231H147ZM156 230V232H155ZM164 230V231H163ZM186 230V231H185ZM79 231V235L77 234V232ZM84 233H83V232ZM100 231V233H98ZM115 231V232H114ZM118 231V233H117ZM158 231V233H157ZM173 231V232H172ZM179 231V232H178ZM182 231V232H181ZM188 231V232H187ZM221 231V232H220ZM243 231H244V234H243ZM248 231V232H247ZM43 232V233H42ZM44 232H47V233H44ZM68 232V234L66 233ZM71 234H70V233ZM81 232V233H80ZM90 233V234H87ZM102 232V233H101ZM107 232V234L105 233ZM111 232H114L113 234ZM194 232V233H193ZM203 235H201L200 233ZM38 233V234H37ZM53 233V234H51ZM76 235H75V234ZM85 234V236L83 234ZM95 233V234H94ZM184 233V234H183ZM199 233V234H198ZM249 233V235L247 234ZM44 234V236H43ZM65 236H64V235ZM74 234V236H73ZM117 234V235H116ZM140 234V235H139ZM143 234V235H142ZM157 234V235H155ZM160 236H159V235ZM174 234V235H173ZM183 234V235H182ZM186 234V236H185ZM196 234V235H195ZM198 234V235H197ZM242 234V235H241ZM37 235V236H36ZM41 237H40V236ZM48 237H47V236ZM50 235V236H49ZM67 235H68V238H67ZM83 235V236H82ZM92 235V236H90ZM115 235V236H114ZM123 235V237H122ZM145 235V236H144ZM152 235V237H151ZM171 236V237H176L178 241L177 244H176V241L175 243H169L165 246L164 243H163V240L162 237L164 236ZM191 235V237H190ZM251 235V236H250ZM46 236V237H45ZM88 236V237H87ZM96 236V237H95ZM110 238H109V237ZM129 236V237H128ZM134 236V237H133ZM137 236V237H136ZM150 236V237H149ZM159 236V237H158ZM183 236V237H182ZM233 236H236L233 238ZM241 236V237H240ZM62 237V238H61ZM71 237V238H70ZM93 240H91L90 239ZM151 239H149V238ZM156 237L155 241H156V246L153 245V241H154V238ZM178 237H180L181 240H178ZM185 237V238H184ZM45 238V240H44ZM58 238V239H57ZM67 240V242H65V240ZM70 238V239H69ZM76 238V239H75ZM78 238V239H77ZM108 238V240H107ZM138 238V239H136ZM145 238V239H144ZM191 238H194L191 239ZM197 238V239H196ZM51 239L53 241H51ZM57 239V241L55 240ZM73 239V241H72ZM80 239V240H79ZM90 239V241H89ZM119 239V240H118ZM122 239V240H121ZM131 239V241H130ZM141 239V240H140ZM184 239V240H183ZM75 240V241H74ZM114 240V241H113ZM116 240V242H115ZM121 240V241H120ZM198 240V241H197ZM232 240V241H231ZM40 241V242H39ZM48 243H47V242ZM59 241V242H58ZM71 241V243H70ZM78 241V242H77ZM79 241H80V244H79ZM89 242V244L87 245L86 242ZM108 241H110V246L109 244L107 243ZM113 241V242H112ZM139 241V242H138ZM151 244H149V242ZM195 241V242H194ZM238 241V242H237ZM249 241V242H248ZM44 242V243H43ZM62 242V246L60 245ZM78 245H77V243ZM103 242V244H102ZM193 242V243H192ZM53 243V244H52ZM64 243V244H63ZM67 243H70L71 246L73 244V246H75L73 248H71V246H69ZM106 243V244H105ZM113 243V244H112ZM117 243V244H116ZM124 243V244H123ZM190 243V244H188ZM43 244V245H42ZM67 244V245H66ZM87 245L89 247H86L84 245ZM92 244V245H91ZM139 244V245H138ZM146 244V245H145ZM181 244V245H180ZM195 244V245H194ZM48 245V246H47ZM54 245V246H53ZM64 245V246H63ZM100 245V246H99ZM102 245V246H101ZM112 245V246H111ZM145 245V246H144ZM41 246V247H40ZM46 246V247H45ZM77 246V247H76ZM93 246V247H92ZM108 248H107V247ZM118 246V248H117ZM127 246V247H126ZM140 246V247H139ZM155 246V247H154ZM168 246V247H167ZM184 248H183V247ZM186 246V247H185ZM206 246V248H205ZM53 247V248H52ZM55 247V248H54ZM68 247V248H66ZM78 247H80L79 249H77ZM86 247V248H85ZM104 247H105V250H104ZM116 247V248H115ZM151 247V248H150ZM178 247V248H177ZM50 248V250H49ZM63 248V249H61ZM66 248V249H65ZM85 250H84V249ZM90 248V250H89ZM93 248V249H92ZM97 248V249H96ZM114 250V253L113 250ZM123 248V249H122ZM128 248V249H127ZM146 250H144V249ZM150 248V249H149ZM171 248H175V249H172V254H171ZM177 248V249H176ZM44 249V250H43ZM47 252H46V250ZM73 249V251H72ZM81 249V250H80ZM88 249V250H87ZM92 249V250H91ZM139 249V250H138ZM149 249V250H148ZM211 249V250H210ZM245 249V250H244ZM53 250V251H52ZM58 250V251H57ZM62 250V251H61ZM70 250V251H69ZM75 250V251H74ZM80 250V252H79ZM94 250V251H93ZM102 250V252H101ZM107 250V251H106ZM112 250V251H111ZM152 250V251H150ZM180 250V251H179ZM72 253V254H70ZM72 251V252H71ZM77 251V252H76ZM83 253H82V252ZM98 251V252H97ZM130 251V252H129ZM41 252V253H39ZM74 252V254H73ZM80 254H79V253ZM88 254L89 255H86L85 257V254ZM92 252L95 254H92ZM106 252V253H105ZM111 252V254H110ZM132 252V253H131ZM134 252V253H133ZM143 252V253H141ZM183 252V253H182ZM242 252V253H241ZM61 253V254H60ZM63 253V254H62ZM77 253V254H76ZM99 253V254H97ZM140 253V255H142L140 257V255L138 254ZM192 253V254H191ZM52 254V255H50ZM59 254V255H57ZM71 256L69 257L68 256ZM79 254V255H78ZM84 254V255H83ZM101 254V255H100ZM104 254V256H103ZM106 254H108L106 256ZM130 254V255H129ZM136 254V255H135ZM146 254L148 256H146ZM167 254H168V257H167ZM42 255L43 258H42ZM56 255V256H55ZM75 255V256H74ZM84 258H80L79 256L83 257ZM91 255V256H90ZM150 255V256H149ZM182 255V256H181ZM40 256V257H39ZM49 256V257H48ZM65 258H64V257ZM73 256V258H72ZM77 256V257H76ZM100 256H103V257H100ZM143 256H146V257H143ZM191 256V258H190ZM193 256V258H192ZM195 256V257H194ZM234 256V257H233ZM51 257V258H50ZM79 257V259H78ZM99 257V258H98ZM106 257V258H105ZM132 257V258H131ZM170 257V258H169ZM42 258V259H41ZM97 258V259H96ZM141 261H139V259ZM198 258V257H197ZM48 259V260H46ZM67 261H66V260ZM101 259V260H100ZM103 259V260H102ZM107 259H108V262H107ZM50 260H52L50 262ZM66 263H65V261ZM70 260V261H69ZM83 260V261H81ZM88 262H91V263H88ZM95 260V261H94ZM137 260V261H136ZM185 260V261H184ZM46 261V262H45ZM63 263H62V262ZM69 261V262H68ZM94 261V262H93ZM99 261V262H98ZM104 261V262H103ZM132 261H134L132 263ZM78 262V263H76ZM124 262H122L123 264H125ZM141 262V263H140ZM143 262V263H142ZM257 262V263H256Z\"/></svg>",
  "mask_w": 264,
  "mask_h": 264
}]
</instances>
